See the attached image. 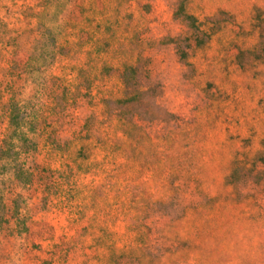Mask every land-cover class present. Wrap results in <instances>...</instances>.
Wrapping results in <instances>:
<instances>
[{
	"label": "rangeland",
	"instance_id": "rangeland-1",
	"mask_svg": "<svg viewBox=\"0 0 264 264\" xmlns=\"http://www.w3.org/2000/svg\"><path fill=\"white\" fill-rule=\"evenodd\" d=\"M74 2L82 11L78 20L69 18L78 15ZM181 8L208 35L195 38ZM41 25L56 40L42 71L73 83L82 117L103 106L101 97L125 96L136 85L158 86L162 108L178 116L167 137H146L136 120H118L119 139L112 142L98 144L92 135L97 144L88 163L113 149L117 156L104 162L113 172L121 164L128 173L136 169L135 213L152 205L151 223L159 230L165 225L163 247L175 249L153 248L154 257L141 264H264V0H0V137L10 100L19 97L12 65L45 43ZM136 64L131 86H124L116 69ZM48 98L42 89L39 102ZM59 136L65 145L68 134ZM42 155L32 151L27 164ZM82 168L72 177L90 182ZM42 202L31 201L34 212ZM84 248L68 249L64 264H76L78 254L79 264H97ZM130 263L137 264H118Z\"/></svg>",
	"mask_w": 264,
	"mask_h": 264
},
{
	"label": "trees",
	"instance_id": "trees-1",
	"mask_svg": "<svg viewBox=\"0 0 264 264\" xmlns=\"http://www.w3.org/2000/svg\"><path fill=\"white\" fill-rule=\"evenodd\" d=\"M71 6L78 15L69 18L78 20L81 7L75 2ZM180 12L197 32L195 38L198 33L208 35L193 15L184 13L183 8ZM38 31L45 43L42 41L37 54L29 53L21 65H12L15 77L11 87L19 97L10 100L7 132L0 137V264H64L63 259L70 258L69 250L78 249L80 244L85 247L82 254L94 258L97 264H118L122 260L141 264L144 258L154 257L150 250L163 247L165 225L159 230L151 223L152 205L136 215V200L130 191L136 169L128 173V166L121 164L113 172L106 163L117 156L116 151L109 150L104 160L88 163V155L97 144L92 135L96 133L98 144L112 142L119 139L118 120H136V127L146 137H167L175 131L171 120L178 116L162 108L165 93H156L158 86L136 85L125 96L101 97L103 106L89 108L82 117L79 100L72 93L73 83L42 71L54 58L56 40L49 27L41 25ZM244 52L240 49L236 56ZM138 67L116 69L124 86H131L129 74H135ZM88 86L90 91V83ZM42 89L49 96L44 103L38 100ZM157 109L161 115L155 113ZM63 133L69 138L64 140L65 145L59 136ZM33 136H38L37 142ZM34 150L43 153L42 160L27 164ZM83 160L88 163L85 168ZM77 166L84 169L82 173L91 174L87 177L90 182L79 175L72 177ZM75 170L80 173V169ZM56 173L67 175L57 177ZM103 179L110 180L107 186ZM102 185L105 190L100 189ZM37 199L43 201L38 213L31 208V201ZM143 217L148 219L146 223L140 220ZM171 249L174 247H163V252ZM80 256L74 257L76 264Z\"/></svg>",
	"mask_w": 264,
	"mask_h": 264
}]
</instances>
